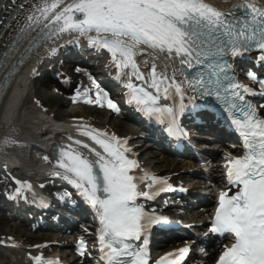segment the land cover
I'll return each instance as SVG.
<instances>
[{
  "label": "snow or ice",
  "instance_id": "snow-or-ice-1",
  "mask_svg": "<svg viewBox=\"0 0 264 264\" xmlns=\"http://www.w3.org/2000/svg\"><path fill=\"white\" fill-rule=\"evenodd\" d=\"M16 4L17 0H11V5ZM61 5L65 6L57 12ZM24 7L19 4V8ZM236 8L242 11V15L221 12L204 0H73L72 3L49 0L47 6L30 11L26 21L28 26L35 27L52 17L53 24L62 22L60 31L75 30L84 35L95 32L96 36L88 37L92 44L119 53L128 62L134 60V49L145 45L175 52L186 61L203 63L211 62L225 48L236 57L253 48L264 51V9L251 3ZM76 14L81 15L78 18ZM123 38L131 43H126ZM120 66L124 68L128 64L122 59ZM131 66L136 67L134 63ZM140 78L143 79V74ZM153 78V87L159 90L155 69ZM201 83L205 85V94L211 95V82L202 80ZM257 83L264 89V80ZM168 87L183 91L179 84L166 85L165 93ZM237 87L241 86L229 84L226 89ZM104 99H107L106 93ZM129 102L141 105V110L149 117L163 114L162 109L149 106L150 102L155 105L158 101L143 90L134 89ZM107 103L115 110L116 106L110 100ZM236 108L237 105L231 104L225 111L231 113ZM231 114L232 123L241 131L246 148L243 157L229 162L227 174L229 183L239 191L231 197H227L226 192L220 193L219 207L211 226L213 232L235 236V242L225 248L217 264H264V118H259L255 109L247 105L240 109L239 116ZM91 138L106 155L91 149L97 158L93 160L69 148L61 152L59 167L75 177L70 182L100 212L104 225L100 239L107 264H125V261L127 264H147L146 253L136 251L129 243L140 240L152 223V218L135 203L138 197L149 196L147 191L138 190L136 177L130 174L137 162L124 155L130 149L124 148L121 152L96 136ZM186 252L187 249H181L179 255ZM160 264H164L163 260Z\"/></svg>",
  "mask_w": 264,
  "mask_h": 264
},
{
  "label": "bare ground",
  "instance_id": "bare-ground-1",
  "mask_svg": "<svg viewBox=\"0 0 264 264\" xmlns=\"http://www.w3.org/2000/svg\"><path fill=\"white\" fill-rule=\"evenodd\" d=\"M41 1L42 0H29L3 35L0 40L1 67L11 66L25 48L26 43L24 46L21 41L15 46L13 52L5 57L10 43L18 34L19 28L26 20V15L30 11H34ZM204 2L221 12L232 9L236 3L248 4L250 2L264 9V2H262V0H204ZM54 15L55 14H53V16ZM51 19L52 17H49L47 22H50ZM96 35L97 33L95 32L84 35L75 30H71L47 42L42 49L28 60L15 80L12 90L0 107V206H8V210L15 213L17 216H22V210L12 207V204H7L4 200L6 194L10 192L9 195H11L15 189L14 187L12 188L10 182L12 177L19 178L25 182L24 194L32 196L31 203L36 201L39 197L45 196V189H39L40 185H45L44 187L47 188L51 184H58L61 182V179L57 178L58 176H61L62 179L66 177L69 179L70 174L66 172L65 169L48 161L54 146L65 149L71 148L77 152L88 155L89 158L94 160L97 158L90 151L91 149H94L102 155H106L104 149L91 138V136H96L98 139L118 148L121 152H124V148L130 149V151L124 152L126 158L128 156L130 159H134L140 156L143 159L144 165L152 171H162L163 168L165 169L166 167L167 169H174L183 164L182 161H174L169 157L163 160H155L158 158L154 152L145 154L146 150H154L157 146H160L159 142L162 140L161 136L156 137V139L159 140L157 143H151L150 140H152L154 136H151L152 138L149 139L148 134H146V138L144 134L142 140L150 144L138 145L134 150L131 149V144L126 141H123L126 143L121 145L117 143L118 141L122 142L118 139L113 141L107 140L105 133L108 131V124L106 122L100 124L99 121L89 119V117L84 115L83 107L80 108V112L70 116V118H73L72 122L78 133L67 132L65 134L66 136H56L61 135V131L64 132L66 129H70V125H58L57 122L62 119L60 115L44 113L40 109L41 106L37 107L33 105L35 99H37V92L35 90L36 82L43 79L44 75L48 72L54 70V72L60 73L62 70H65V66L63 64L60 65V63L68 60L75 48L83 43H90L89 36L94 37ZM108 38L112 39L111 36ZM123 39H125L126 43H131L127 38ZM67 41L74 42L70 43V47L64 51L63 47ZM16 49L18 50L17 53ZM134 51L135 56L132 62H128L125 57L119 54L120 56L117 63L104 64L105 69L120 79L121 87L123 86L125 91L136 88L138 79H141V74H143V80L147 82L150 81L151 84H153V69H155L159 88H164L166 85H182V77L179 71L180 60L178 58L168 56L158 49L145 45L137 46ZM122 59L128 64L127 67L121 68L120 61ZM132 63L136 65L135 68L131 66ZM92 82L94 83L93 78H87L83 81V85H90ZM95 96H99V91L96 89L93 92V97ZM89 102L94 104V106L107 108L109 114H121L128 120L136 122L134 121V117L129 116V113H125L123 110L119 111L118 108L113 110V108L109 107L108 104H105L100 99L96 98L94 100H89ZM132 118L134 120H132ZM59 126L62 127V129H59ZM126 127L132 134L136 135L134 126ZM139 130L141 131V129ZM72 131L75 132L76 130L73 128ZM85 132L90 135H84L83 133ZM76 141H80V143L77 144ZM83 145H88V147L85 148ZM32 156H34V158ZM109 159L111 158L109 157ZM185 164L187 163H184V165ZM208 192L210 193V190H208ZM165 204L164 202L160 205H156V209L158 211L161 210V207ZM25 213L26 212L23 214ZM15 220L25 223L26 225L24 226L28 225L35 229L38 227L35 222L22 221V219L17 218L14 219V221ZM7 222L11 223L13 220L10 219L7 220ZM24 235L25 237L28 235V238H32V241L40 239V234H38L39 236L33 235L32 233L27 234L26 231L24 234H22V232L18 234H9L8 232L0 233V249H4L5 251L3 252L9 254L4 255L0 251V264H46L50 261L67 260V258L70 257L67 252H65L64 255H61L58 251L52 252L51 247H48V250L45 252L39 249H33L31 251L26 250L23 248L25 242H21V237Z\"/></svg>",
  "mask_w": 264,
  "mask_h": 264
},
{
  "label": "rangeland",
  "instance_id": "rangeland-1",
  "mask_svg": "<svg viewBox=\"0 0 264 264\" xmlns=\"http://www.w3.org/2000/svg\"><path fill=\"white\" fill-rule=\"evenodd\" d=\"M48 74L49 73L44 75V80H46V77H48ZM35 90L37 92V98L43 103L44 112L46 113H51L53 115H61L62 117L64 116L66 117L70 115H75L76 113L80 112L81 110L80 108L83 107L84 115H86L87 117H89V119L93 121H99L100 124H103L104 122H106L108 124L107 128H110L112 131L119 134V136L127 138L131 142L133 147H137L138 145H144V144L149 145V143H145V141L142 140L144 133L139 130L140 127L137 126L134 122L126 119L123 116L109 114L107 110H105L104 108H98L90 104H81V105L79 104L78 106H76L70 102L69 100L70 98H68L69 96L67 98L56 97L53 94L51 88H49V85L47 83H43L41 80L36 82ZM126 126H134L136 135L132 134L129 131V129H127ZM149 152H154V154L157 155L158 159H155V160H160V159L163 160L169 157L173 159L174 161H178V162L180 161L179 159L175 157L174 154H168V152H163L161 150V146L154 150H151V149L146 150L145 154ZM178 167L175 168V170H173V173H176L178 171ZM169 169H167L166 167L165 169L163 168L162 171L159 170L157 172H163ZM6 219L7 217L5 216V214L0 212V233L8 232L9 234H14V233L18 234L22 232V234H24L26 231L27 234H30V233H32L33 235L39 234L37 232L36 233L30 232L28 227L23 226L19 223H15V222L8 223L6 222ZM56 236L57 235L41 233L40 239L32 241V238H28V235L27 237H25L24 235L23 237H21V242L22 243L25 242V245H24L25 249H28L30 251L33 250L34 247L41 246L40 244L41 242L43 245H48L49 247H52L51 249L53 252L58 251L60 252L61 255L62 254L64 255L65 252H67L68 254L69 251L67 250L66 247H63V248L59 247L63 243H66V241L60 240L59 242L56 239L57 238ZM50 245H55V246H50ZM0 251L4 255H9L7 252H3L5 251L4 249H0ZM67 260L70 262V264H77L76 262L73 263L70 257H68Z\"/></svg>",
  "mask_w": 264,
  "mask_h": 264
}]
</instances>
